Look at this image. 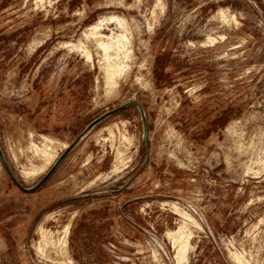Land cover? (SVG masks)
I'll list each match as a JSON object with an SVG mask.
<instances>
[{
	"label": "rangeland",
	"instance_id": "obj_1",
	"mask_svg": "<svg viewBox=\"0 0 264 264\" xmlns=\"http://www.w3.org/2000/svg\"><path fill=\"white\" fill-rule=\"evenodd\" d=\"M132 98L142 169L135 105L35 192L0 162V264H264V0H0V143L24 185Z\"/></svg>",
	"mask_w": 264,
	"mask_h": 264
},
{
	"label": "water",
	"instance_id": "obj_2",
	"mask_svg": "<svg viewBox=\"0 0 264 264\" xmlns=\"http://www.w3.org/2000/svg\"><path fill=\"white\" fill-rule=\"evenodd\" d=\"M129 105H135L139 111L141 124H142V139H143V145L145 148V155L143 158V161L140 165L139 169H142L145 167V165L149 161L150 153H149V120L147 116V111L144 106V104L139 99H128L121 103L120 105L114 106L100 115L93 118L90 122L86 124V126L76 135V137L62 150L61 153L58 154V156L55 158L51 166L47 169V171L44 173V175L33 185L26 186L24 185L20 179L17 177L16 173L14 172L11 164L9 163L5 152L1 146L0 143V162L7 171L8 175L12 179V181L22 190L25 192H35L39 190L53 175V173L57 170V168L61 165L65 157L68 155V153L84 138L86 137L96 126H98L101 122L109 118L110 116L114 115L115 113L119 112L123 108L129 106ZM137 173V172H136ZM136 173L131 174L128 176L122 184H120L117 188L112 189H105L90 193H84L82 196H87L90 194H98V193H105V192H113L118 191L124 187H126L136 176Z\"/></svg>",
	"mask_w": 264,
	"mask_h": 264
},
{
	"label": "trees",
	"instance_id": "obj_3",
	"mask_svg": "<svg viewBox=\"0 0 264 264\" xmlns=\"http://www.w3.org/2000/svg\"><path fill=\"white\" fill-rule=\"evenodd\" d=\"M167 57H168V54L164 53V54H163V61H160V63L157 64L158 69L160 70V73H162L163 70H164L165 67H166V64H167Z\"/></svg>",
	"mask_w": 264,
	"mask_h": 264
},
{
	"label": "bare ground",
	"instance_id": "obj_4",
	"mask_svg": "<svg viewBox=\"0 0 264 264\" xmlns=\"http://www.w3.org/2000/svg\"><path fill=\"white\" fill-rule=\"evenodd\" d=\"M101 22H102V21H101ZM98 25H100V24H99V23L94 24V25H93V29H94V28H97ZM108 43H109V42H108ZM108 43H105V44H104L105 49L108 48L110 45L113 46V44H110V43L108 44ZM115 47H116V46H115ZM51 150H52L51 147H47V146L44 147V152H45L46 154H48V155H49V153H52ZM42 152H43V151H42ZM52 156H53V155H52ZM51 159H52V158H51Z\"/></svg>",
	"mask_w": 264,
	"mask_h": 264
}]
</instances>
